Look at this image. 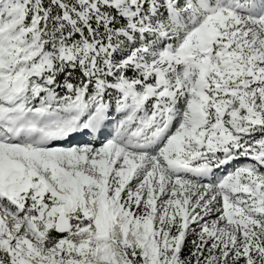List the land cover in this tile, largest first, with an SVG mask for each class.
<instances>
[{
	"label": "snow or ice",
	"instance_id": "6c2138e0",
	"mask_svg": "<svg viewBox=\"0 0 264 264\" xmlns=\"http://www.w3.org/2000/svg\"><path fill=\"white\" fill-rule=\"evenodd\" d=\"M0 264H264V0H0Z\"/></svg>",
	"mask_w": 264,
	"mask_h": 264
}]
</instances>
